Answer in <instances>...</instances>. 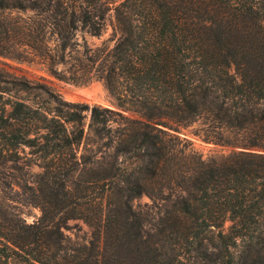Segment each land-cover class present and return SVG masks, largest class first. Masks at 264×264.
Returning <instances> with one entry per match:
<instances>
[{
    "label": "trees",
    "instance_id": "16d2710c",
    "mask_svg": "<svg viewBox=\"0 0 264 264\" xmlns=\"http://www.w3.org/2000/svg\"><path fill=\"white\" fill-rule=\"evenodd\" d=\"M110 10V0H0L1 58L31 55L58 80H100L141 118L43 88L35 101L41 87L0 68V161L28 149L54 185L31 224L0 207V264H264V0H123L113 46L85 52L75 71L54 69L51 38L64 64L77 34L104 33ZM193 125L226 154L196 152L180 135ZM85 155L91 198L67 181ZM142 196L150 203L134 204ZM69 219L90 229L76 247L62 230Z\"/></svg>",
    "mask_w": 264,
    "mask_h": 264
},
{
    "label": "rangeland",
    "instance_id": "374dc122",
    "mask_svg": "<svg viewBox=\"0 0 264 264\" xmlns=\"http://www.w3.org/2000/svg\"><path fill=\"white\" fill-rule=\"evenodd\" d=\"M123 0H110L111 10L108 13L106 20V29L100 37H91L88 34H77L76 45L73 49L67 50L64 54L65 63H61V54L56 49L55 38L52 37L48 42L49 54L53 59V68L58 71L64 69H78L76 58H84V53L91 54L96 48L102 46L111 48L118 37L114 31L115 16L114 8L117 7ZM4 16L15 17L16 13L5 12ZM21 18L27 22L35 19L33 13L26 12L19 14ZM25 62H17L9 58L0 57V68H3L8 74L21 78L30 86H38L32 92L31 97L35 101H43L47 98L42 88L48 92L59 96L67 103L86 104L89 107L97 106L106 108L115 112H119L124 119L140 120V116L132 111L119 108L114 97L109 93L104 83L100 80L91 79L85 84H77L76 82L58 80L48 71L50 65L49 59H40L39 57H32ZM86 63V62H85ZM232 72V70H231ZM116 123L111 126L115 129L123 127V120L116 119ZM199 125H193L188 129L180 131V135L186 137L191 143L192 148L202 155L203 158L211 156H221L226 154L227 150L219 146L203 142L199 137L194 135V131L199 129ZM82 147H80L75 156L77 158L83 154ZM240 149V148H238ZM253 151V150H251ZM257 152L256 150H254ZM30 154L28 149L19 150V156L16 162H2L0 161V207L6 210V213L13 222L22 221L26 224H31L36 221L41 215V206L44 200L53 202L50 191L54 185L52 180H47L44 177L43 168L39 163L31 164L29 162ZM85 158L79 160V164L72 165L67 177L68 187L70 192L76 195V186H85L84 193L87 198L95 195L94 188V172L91 169V164ZM150 203L146 196H142L134 201V204L144 205ZM50 207V206H47ZM51 210L54 208L51 206ZM229 223L225 224L228 227ZM64 234L68 238V247H76L77 243H81L90 238V229L79 219H69L63 224L62 228Z\"/></svg>",
    "mask_w": 264,
    "mask_h": 264
},
{
    "label": "water",
    "instance_id": "95a60500",
    "mask_svg": "<svg viewBox=\"0 0 264 264\" xmlns=\"http://www.w3.org/2000/svg\"><path fill=\"white\" fill-rule=\"evenodd\" d=\"M237 150H244V149H237ZM253 152H255V151L253 150Z\"/></svg>",
    "mask_w": 264,
    "mask_h": 264
}]
</instances>
